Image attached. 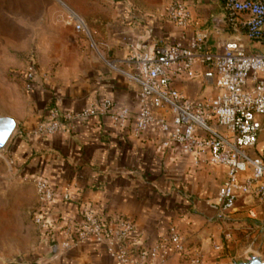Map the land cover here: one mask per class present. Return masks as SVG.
I'll list each match as a JSON object with an SVG mask.
<instances>
[{
  "label": "crops",
  "instance_id": "obj_1",
  "mask_svg": "<svg viewBox=\"0 0 264 264\" xmlns=\"http://www.w3.org/2000/svg\"><path fill=\"white\" fill-rule=\"evenodd\" d=\"M189 2L192 14L187 31L189 38L205 37L210 49L217 53H224L230 42L240 43L247 53H264V44L251 41L244 29L236 30L227 23L224 0ZM166 4L167 0H144L138 5L124 1L104 31L85 22L102 40L110 61L120 65L139 46H163L180 38L182 30L165 16ZM67 24L74 27L70 20ZM73 56L68 62L62 61L51 77L36 83L32 91L35 107L23 123L17 121L18 136L9 152L21 179L26 176L46 178L61 191L69 183L75 184L72 200H59L49 209L58 230L67 221L74 222L78 218L84 201H91L110 216L131 218L136 225L138 242L143 245L153 244L174 224L186 234L189 243L200 247L214 264L245 260L251 252L264 259L261 250L250 252L242 237L244 232L264 235V202L241 198L229 221L218 218L211 205L227 176L225 166L214 168L203 159L196 163L193 157L178 150L162 152L151 135L142 139L123 137L103 118L81 123L75 132L68 134L43 139L30 134L52 106L61 111H80L96 98L104 97L112 99L117 106L136 110L138 88L108 67L105 57L82 50ZM197 70L202 67L197 66ZM175 86L190 99L217 93L214 85L201 75L177 80ZM260 120L263 130L249 153L264 159V116ZM35 192L34 205L37 204ZM230 226L240 230L241 235L234 234L233 240L226 241L224 235ZM39 242L31 259L10 264H39L52 248L40 231ZM216 245L221 249H215ZM41 264L118 263L90 239ZM166 264L189 262L186 257L177 255Z\"/></svg>",
  "mask_w": 264,
  "mask_h": 264
},
{
  "label": "built area",
  "instance_id": "obj_2",
  "mask_svg": "<svg viewBox=\"0 0 264 264\" xmlns=\"http://www.w3.org/2000/svg\"><path fill=\"white\" fill-rule=\"evenodd\" d=\"M224 11L234 29H244L251 41L264 44V0H224ZM165 16L182 30L179 39L163 46H139L120 65L109 61L114 71L138 88L135 111L104 97L80 111H61L52 106L30 134L37 139L68 134L81 123L103 118L123 137L142 139L151 135L162 152L178 150L196 163L203 159L214 168L225 166L227 176L211 205L218 218L229 221L241 198L264 202V159L249 153L263 130L264 53H247L238 42L226 44L225 52L217 53L205 37L189 38V0H167ZM70 22L78 33L93 40L82 17L72 12ZM199 75L214 85L215 95L190 99L176 88L177 80ZM23 77L33 91L39 80L37 72L31 68ZM24 179L33 184L37 195L33 223L52 246L58 245V253L93 239L118 264H166L177 255L186 257L189 264H214L200 247L189 243L177 225H170L153 244L143 245L138 242L131 218L110 216L91 201H84L78 218L58 230L49 209L59 200H72L75 184L69 183L61 191L46 178ZM234 229L229 227L226 241L233 240Z\"/></svg>",
  "mask_w": 264,
  "mask_h": 264
},
{
  "label": "rangeland",
  "instance_id": "obj_3",
  "mask_svg": "<svg viewBox=\"0 0 264 264\" xmlns=\"http://www.w3.org/2000/svg\"><path fill=\"white\" fill-rule=\"evenodd\" d=\"M124 1L127 0H0V115L22 123L30 116L35 99L23 76L31 68L44 80L52 76L62 61L72 60L75 52L81 50L97 52L110 67V58L99 36L92 31L90 40L67 21L74 12L90 27L99 26L104 31ZM139 1L144 0H130L135 5ZM18 132L17 129L6 149L0 151V263L3 264L28 261L40 243L39 230L33 223L34 186L20 178L9 156ZM233 232L241 235L240 230ZM242 237L246 248L264 253L263 234L244 232Z\"/></svg>",
  "mask_w": 264,
  "mask_h": 264
},
{
  "label": "water",
  "instance_id": "obj_4",
  "mask_svg": "<svg viewBox=\"0 0 264 264\" xmlns=\"http://www.w3.org/2000/svg\"><path fill=\"white\" fill-rule=\"evenodd\" d=\"M17 129L18 122L14 118L0 115V151H4L6 149ZM58 252V245H53L51 252L41 259L39 264L54 258L58 255ZM230 264H264V259L260 255L251 252L247 259L234 261Z\"/></svg>",
  "mask_w": 264,
  "mask_h": 264
},
{
  "label": "trees",
  "instance_id": "obj_5",
  "mask_svg": "<svg viewBox=\"0 0 264 264\" xmlns=\"http://www.w3.org/2000/svg\"><path fill=\"white\" fill-rule=\"evenodd\" d=\"M39 82V80H36V83H38Z\"/></svg>",
  "mask_w": 264,
  "mask_h": 264
}]
</instances>
